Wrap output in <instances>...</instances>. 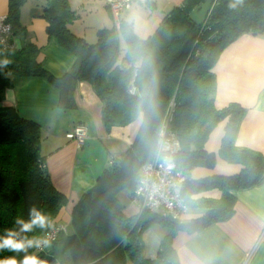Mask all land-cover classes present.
Listing matches in <instances>:
<instances>
[{
    "label": "trees",
    "instance_id": "trees-1",
    "mask_svg": "<svg viewBox=\"0 0 264 264\" xmlns=\"http://www.w3.org/2000/svg\"><path fill=\"white\" fill-rule=\"evenodd\" d=\"M25 1L8 0L12 36L22 30L18 17ZM43 1L47 37L71 52L75 62L63 77L53 78L37 61L35 45L19 50L0 47V101L12 87L13 77L40 76L58 88L60 106L71 107L75 83L85 81L102 104L107 131L139 118L141 124L125 154L81 195L72 209L69 230L45 252L31 247L27 254L38 255L46 264H56L64 256L68 264H179L173 247L178 232L197 233L229 219L235 204L231 191L264 181V155L234 143L244 108L236 103L215 107L213 72L220 53L238 37L264 35V0H211L201 25L188 14L205 0H185L163 17L149 38L139 39L131 25L120 20L118 27L98 30L93 44L69 30L76 14L68 0ZM120 40L125 45L122 52ZM222 121L225 126L218 153H209L205 143ZM162 128L179 143L172 155L185 176L181 188L184 203L206 209L204 215L187 223L148 211L126 217L117 198L121 191L132 194L140 167L158 152ZM40 145L37 122L13 107L0 106V236L13 229L20 239H41L67 204L66 197L51 184ZM216 157L239 165L238 174L199 180L188 177L195 167H213ZM214 189L221 192L218 199L201 195ZM33 207L48 217V226L19 232L16 219L27 221ZM155 223L168 232L160 240L156 257L145 259L141 233ZM24 255L0 250V259L15 256L20 260Z\"/></svg>",
    "mask_w": 264,
    "mask_h": 264
},
{
    "label": "crops",
    "instance_id": "crops-1",
    "mask_svg": "<svg viewBox=\"0 0 264 264\" xmlns=\"http://www.w3.org/2000/svg\"><path fill=\"white\" fill-rule=\"evenodd\" d=\"M185 0H147L130 2L122 11L120 20L131 25L139 39L153 35L163 17ZM76 19L69 30L93 44L97 31L113 28L114 20L104 0H68ZM43 0H26L19 9L21 32L13 34L14 49L28 44L38 48L37 61L53 78L63 77L75 62L74 55L62 48L55 38L46 34ZM8 0H0V16L7 15ZM125 47L120 40V50ZM216 79L214 104L224 108L230 103L239 104L245 113L235 136V146L248 148L264 155V35L243 34L227 45L213 68ZM0 106H10L18 113L37 122L41 127L40 154L51 184L64 195L67 204L59 212L56 222L70 227L71 212L81 195L92 189L97 177L107 171L132 145L141 124V118L126 126L106 130L102 118V104L92 87L77 81L73 87L72 106H60V92L40 76L13 77V85L5 90ZM77 125L86 129L81 146L67 138ZM225 121L209 134L205 149L217 154ZM240 166L229 164L216 157L213 167H195L188 177L192 180L212 176H234ZM235 197L233 215L214 223L200 232H178L173 239L179 264H264V181L246 188L231 191ZM218 199L221 192L211 190L201 194ZM126 217L139 215L129 192L117 196ZM206 209L188 207L180 213L181 223L204 215ZM167 228L155 223L141 233L142 255L154 259L160 240ZM62 235V234H61ZM60 235V236H61ZM66 256L56 264H68ZM130 264V263H128Z\"/></svg>",
    "mask_w": 264,
    "mask_h": 264
},
{
    "label": "built area",
    "instance_id": "built-area-1",
    "mask_svg": "<svg viewBox=\"0 0 264 264\" xmlns=\"http://www.w3.org/2000/svg\"><path fill=\"white\" fill-rule=\"evenodd\" d=\"M147 0H104L115 27H118L120 15L130 2L145 3ZM12 29L7 15L0 16V47L4 50L12 48ZM131 90V89H130ZM67 138L73 139L81 146L86 139V129L77 125L68 133ZM179 143L171 133L164 128L159 133L158 152L148 162L142 164L138 181L130 195L131 201L136 204L139 211L153 212L163 218L181 222L180 213L186 210L187 205L181 197V188L185 176L179 170L173 159V153L178 149ZM63 224L52 223L49 230L41 238L47 244H41L37 252H45L59 237L68 231Z\"/></svg>",
    "mask_w": 264,
    "mask_h": 264
},
{
    "label": "clouds",
    "instance_id": "clouds-1",
    "mask_svg": "<svg viewBox=\"0 0 264 264\" xmlns=\"http://www.w3.org/2000/svg\"><path fill=\"white\" fill-rule=\"evenodd\" d=\"M19 226V232L27 233L33 231L35 228H45L48 226V217L37 208L33 207L29 213L27 221L17 218L15 221ZM19 233L13 229L5 231L3 236H0V250H8L15 253L24 252L22 259L17 260L15 256H10L0 259V264H46L36 254H27V250L31 247L39 248L41 244H47L46 240L41 239H20Z\"/></svg>",
    "mask_w": 264,
    "mask_h": 264
},
{
    "label": "water",
    "instance_id": "water-1",
    "mask_svg": "<svg viewBox=\"0 0 264 264\" xmlns=\"http://www.w3.org/2000/svg\"><path fill=\"white\" fill-rule=\"evenodd\" d=\"M211 8V0H205L196 7H194L188 14L189 19L196 25H201L208 15ZM121 163V161H119Z\"/></svg>",
    "mask_w": 264,
    "mask_h": 264
},
{
    "label": "rangeland",
    "instance_id": "rangeland-1",
    "mask_svg": "<svg viewBox=\"0 0 264 264\" xmlns=\"http://www.w3.org/2000/svg\"><path fill=\"white\" fill-rule=\"evenodd\" d=\"M124 49V48H123ZM73 140V139H72ZM75 141V140H74ZM75 143L78 145V142L77 141H75Z\"/></svg>",
    "mask_w": 264,
    "mask_h": 264
}]
</instances>
